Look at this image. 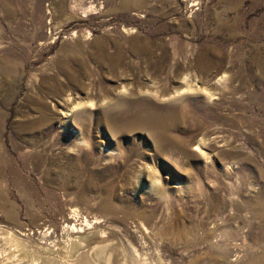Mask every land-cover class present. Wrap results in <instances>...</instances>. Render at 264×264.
<instances>
[{
    "label": "rangeland",
    "instance_id": "rangeland-1",
    "mask_svg": "<svg viewBox=\"0 0 264 264\" xmlns=\"http://www.w3.org/2000/svg\"><path fill=\"white\" fill-rule=\"evenodd\" d=\"M0 205V264H264V0H0Z\"/></svg>",
    "mask_w": 264,
    "mask_h": 264
},
{
    "label": "bare ground",
    "instance_id": "bare-ground-1",
    "mask_svg": "<svg viewBox=\"0 0 264 264\" xmlns=\"http://www.w3.org/2000/svg\"><path fill=\"white\" fill-rule=\"evenodd\" d=\"M135 39H137V37H135ZM134 39V40H135ZM138 40V39H137ZM136 42V41H135ZM145 51V50H144ZM224 77V76H223ZM223 77L220 79L219 78V80H221L222 81V79H223ZM225 78V77H224ZM185 86L187 87V88H189V87H191L190 85V83H188V82H185ZM192 89V88H191ZM194 89V88H193ZM203 90H204V88H203ZM206 91V93H208V95H212L213 93L211 92V91H208L207 92V89L205 90ZM148 114V113H147ZM153 114V113H152ZM156 114V113H155ZM147 116V115H146ZM149 116V115H148ZM150 117H151V114H150ZM159 117V116H158ZM153 118H154V116H153ZM164 118V117H163ZM148 119V118H147ZM155 119V118H154ZM157 119V118H156ZM159 119V118H158ZM149 120V119H148ZM160 120V119H159ZM166 120V119H165ZM151 121V120H150ZM147 121H145V123H146ZM149 122V121H148ZM160 123V122H159ZM164 124H167V122H165L164 121V119H161V125H164ZM148 126H151L150 124H148ZM155 127V126H154ZM155 128H157V127H155ZM160 128V127H159ZM0 209H2V210H5V207L3 206V205H0ZM79 241H81V240H79ZM114 242V241H113ZM118 243V242H117ZM102 244V243H101ZM75 245V244H74ZM78 245H80V244H78ZM103 245V244H102ZM81 246V245H80ZM98 246V245H97ZM126 250V248L123 246V244H122V246L121 245H119V244H115V245H113V244H104L103 246H98V247H95V249L93 250V255H94V259L96 260V262L97 261H99V260H106L107 262L108 261H110V260H112V262H114V263H116V264H127L128 263V255H127V250ZM126 252V253H125ZM131 256V255H130ZM93 259V260H94ZM138 259V258H137ZM149 264V263H148Z\"/></svg>",
    "mask_w": 264,
    "mask_h": 264
}]
</instances>
